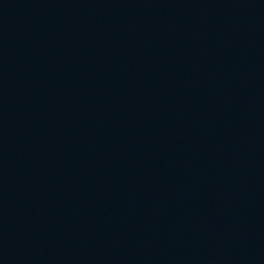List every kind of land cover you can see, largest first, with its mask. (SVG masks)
<instances>
[{
	"label": "water",
	"instance_id": "1",
	"mask_svg": "<svg viewBox=\"0 0 264 264\" xmlns=\"http://www.w3.org/2000/svg\"><path fill=\"white\" fill-rule=\"evenodd\" d=\"M0 264H264V0H0Z\"/></svg>",
	"mask_w": 264,
	"mask_h": 264
}]
</instances>
